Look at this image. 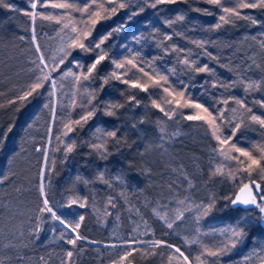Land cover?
Segmentation results:
<instances>
[{"label": "trees", "instance_id": "1", "mask_svg": "<svg viewBox=\"0 0 264 264\" xmlns=\"http://www.w3.org/2000/svg\"><path fill=\"white\" fill-rule=\"evenodd\" d=\"M5 2L12 8L0 6V264H57L59 259V264L104 262L112 250H121L117 244V248H111L112 244L128 240L119 241L110 236L112 224L123 229L138 209L149 218L155 233L167 231H162L160 220L151 209L169 196L180 198L185 194L212 204L207 212L208 222L234 223L243 229L242 239L233 251L213 264L240 257L255 237L264 240L260 211L254 209V205L233 207L231 200L238 190L237 184L229 178L211 175L216 165L213 150L218 142L208 127L204 126L209 143L207 152L200 151V145H194L189 137L176 136L167 139L166 154L150 156L145 142L155 138L164 123L162 112L152 101L163 103L168 93L162 87L151 86L145 81L147 77L131 65H126V69L131 70L122 79L148 83L147 92L111 77L114 70L125 71L115 69L113 59H133L149 75L167 76L168 83L164 86L170 90L183 91L185 97L201 103L211 112L224 110L225 122L229 123L226 130L222 129L224 135L232 132L240 117L247 118L253 131L242 130L240 126L230 144L258 155L255 146L264 145V127L249 117L255 114L264 118L261 104L264 102V53L257 51L258 44L264 45V8H238L242 16L250 19L233 16L231 22L224 23L220 20V16L225 15L220 6L208 4L206 0H176L155 7L151 6L155 0H122L126 7L118 8L115 14H105L108 18L100 20L85 41L94 47L111 33L101 45L108 58L97 66L91 79L82 80L76 86L73 76L61 77L68 71L86 72L99 50L69 49L71 54L59 65L58 71L52 73L56 87L46 82L31 96L19 99L40 75L36 67L40 53L49 68L53 57L58 60L63 55L59 49L72 34L71 23L79 22L81 13L50 6L61 0H42L45 6L37 3L36 9L31 7L36 0ZM72 2L82 5L84 0ZM221 3L236 7L239 0H221ZM28 12L51 14L60 22L39 16L33 21L25 14ZM253 20L256 23H252ZM64 24H69V28L61 31ZM217 24L221 26L217 28ZM184 59L190 64L185 65ZM77 63L82 67H77ZM204 65L209 72L193 70ZM105 77L107 83L103 82ZM249 81L257 82L260 87L246 91ZM85 90L95 97L92 105L85 103L89 98ZM74 92L76 106L72 105ZM133 96L135 100H130ZM236 99L243 100L252 112L241 109L234 102ZM225 100L227 104L223 103ZM93 105L92 118L87 123L82 122V126L73 125L75 130L64 135L65 124L79 120ZM109 105L117 107L109 109ZM109 110L114 114L107 115ZM175 115L166 120L167 129L178 122ZM98 128L102 130L99 133ZM112 131L116 132L115 138L106 135ZM72 140L76 142L74 150L66 153L64 145ZM93 144L103 147L95 149L91 147ZM254 178L259 179L258 175ZM42 182L57 215L72 221L81 215L84 217L78 233L86 239L77 241L76 246L67 244L66 240L77 233L65 229L49 214L39 212L43 206L39 191ZM70 199H76L77 203L68 207ZM80 203L85 207H80ZM62 232L64 239L60 238ZM153 239L180 247L193 264H198L194 257L201 249L187 251L180 240L163 235L145 240ZM243 241L245 243L239 246ZM134 247L140 249L144 245ZM68 251L73 252L71 258L66 255ZM154 251L152 255L139 250L128 259L135 264H169L168 248ZM57 254L60 258L55 260Z\"/></svg>", "mask_w": 264, "mask_h": 264}, {"label": "snow or ice", "instance_id": "2", "mask_svg": "<svg viewBox=\"0 0 264 264\" xmlns=\"http://www.w3.org/2000/svg\"><path fill=\"white\" fill-rule=\"evenodd\" d=\"M176 0H155V2L151 5L152 7H155L156 4H162V3H175ZM208 4L213 5H219L222 9L223 13L225 15L220 16V20L224 23L231 22L230 18L235 16L242 19H250V17L242 16L239 9L243 8H264V0H239V3L236 7H227L224 4L221 3V0H206ZM37 3H40L41 6H45L42 3V0H36V2H33L31 4V7L33 9H36ZM0 6L4 8H12V5L5 2V0H0ZM52 8L57 9H71L75 10L81 13V19L79 22L73 21L71 23V33L67 37L66 43L59 49V52L63 53L57 60L56 57L52 58V66L49 68V64L46 62L45 57L43 53H40L38 60L39 63L36 65V67L39 69L40 75H38L35 79V81L29 86L28 91L25 93V96L19 97V99H25L26 96H31L33 92H36L38 89L42 88L46 82H50L52 87H56V81L53 79L52 73L57 72L59 69V65L63 64L65 59L71 54L69 49H80L84 52H95L97 50V56L95 58V61L90 65V67L87 69L86 72H81L80 74H75L71 71L65 72L62 79L66 76H73L74 82L76 86H79L81 84V81H87L92 78V74L97 69V66L104 61L106 58H108L107 52L101 47V45L104 44L105 40L108 38V36L111 35V33H108L106 36H104L102 39L99 40V42L95 43L94 47L92 46V43H85V41H88V38L91 36L92 28L102 19L108 18V15L115 14L118 10V8H124L126 7V4L122 2V0H106V2H101V0H84V3L82 5L72 2V0H61V2H53L50 5ZM143 9H141L142 11ZM26 15H29L33 21L39 16L41 19L46 20H56L57 23L60 22V19L57 17H54L53 15H44L43 13H37V12H28L25 13ZM108 14V15H105ZM135 14V13H134ZM65 15L70 17V13L66 12ZM178 19H183V17H178ZM252 23H256L255 20L252 21ZM79 25H83V27H79ZM91 26V27H89ZM221 25L217 24L216 27L219 28ZM65 28H69V24H64L61 28V31H63ZM166 39H171V37H166ZM264 47V45H262ZM37 52H40L39 45H37ZM112 64L115 66V69L120 70L124 69L123 72H117L112 71L111 77L120 80L122 83L129 84L132 88H138L141 91L147 92L150 85L148 83H141L138 79L137 80H129V79H122L123 76L127 75V72L131 69H126V65H131L133 68H137L139 72H142L144 76L148 78V81H151V86H158L162 87L163 91L165 93H168V96L172 97L171 100H168L169 104H175L176 108L169 109L168 111L165 110V108L161 107L160 104H157L155 100L152 101V104L154 107L159 108L161 112L164 113L165 116H168L169 119L172 118V116L175 114L176 109H183V108H193L197 111L193 115H187L186 119L188 120H197V121H203L204 124L208 126V129L211 132V135L213 138L218 142L217 148H215L213 151L216 153L218 157H221L222 159L219 160V162L216 163L215 167L211 170V175L213 176H221L229 178L233 181L234 184H237L238 186V192L235 195V199L231 200V203L233 205L241 204L244 206L254 205L256 208L259 209L260 213L264 214V145H256L255 146V153L252 150L245 149L243 147H238L236 144L231 143L230 141L233 136H235L236 130H238L243 124L244 120L243 117H240L239 122L235 123L233 126L232 132L225 136L221 129V123H218V119L223 120V114L220 113L219 117L214 116L211 111H209V108L204 107L202 104L195 103L191 100V98L185 99V93L183 91H176V90H170L169 87H166L164 85H167L168 83V77L157 74L156 77H153L149 75V73L144 71V68L139 67L137 64L134 63L133 59H125L124 61H118L113 59ZM183 63L185 65H189L190 61L188 59H184ZM194 64L195 62H191ZM77 67H82L77 63ZM45 69H48V71H45ZM194 71L197 72H209L210 69L207 65H204L203 67L194 68ZM161 81H163V84H161ZM104 83L108 82V78L105 77L103 79ZM260 85L255 81H249L246 85V91L247 90H253L259 88ZM86 94L89 97L87 101H85L86 104L92 105V100L95 98L93 93L87 92ZM51 94V93H50ZM130 100H135V97H130ZM183 101V102H182ZM139 103V101H136ZM241 109H246L248 113L252 112V109L247 107L245 102L243 100L236 99L234 101ZM223 103L227 104L228 101L225 100ZM262 106H264V102H261ZM72 105L76 106V97L75 92L73 93V99H72ZM109 109H112L114 107H117L116 105H109ZM233 112L236 111V109L232 110ZM95 113V106L93 105L89 110H87L84 114L80 116L79 120L69 121L67 124H65L66 132L64 135H67L70 132H73L75 129L73 125H81L83 123H87L89 119L92 118V116ZM107 115H113L114 112L109 110L106 112ZM235 119V117L233 118ZM249 119L253 122L258 123L261 127H264V118H261V116H257L255 114L250 115ZM231 123V121H229ZM98 133L101 132V129L96 130ZM163 131V129H162ZM107 136L115 138L116 132H108L106 133ZM59 140L60 137H57ZM76 145L75 140L70 141L69 143L64 145V150L66 153H70L74 150V147ZM91 147L95 149H101L103 145L100 144H93ZM234 153H238L239 155H234ZM215 160V157H214ZM232 161H235L236 163L233 164ZM227 170V171H226ZM258 175L259 179H256ZM42 180H43V173L41 174ZM187 179V177H186ZM189 184L191 186V181H189ZM40 194L42 197V207L39 208L40 213H47L50 215L51 219L54 221L59 222L60 225H63L65 229H70L71 232L77 233L74 237L68 238L66 240V243L72 246H76L77 241L86 239V237H82L78 233V229L80 228L81 224L80 222L83 221L84 217L81 215L78 220L72 221V220H66L61 218L60 215H57V213L53 210V207L50 206V201L47 197V193L45 190V185L43 182L40 185ZM259 197V200L257 199ZM76 199H70L68 203V207H71V205L76 204ZM109 203H111V199L109 200ZM181 205H186L184 208H176L175 214L172 217H169L167 212H164L161 214L159 211L154 210L155 215L158 217L159 220H161L164 224V226L169 229L175 231L176 228H178L185 219V213L192 211L191 203L187 200H181L179 201ZM80 207H85L84 203H80ZM115 205H113L114 207ZM166 207V206H165ZM196 208H201V205H195ZM212 204L209 203L207 206L203 207L202 213L203 215H206L208 211L211 210ZM198 214L196 217L197 223L199 222L200 215ZM199 231V229H197ZM227 238V243L221 242L220 245L216 246H209L207 244H204L199 237L192 240V244H198L200 245L201 251L194 257V260L198 262V264H213V260H210L209 258H216L227 254L228 251H230L231 248H235L237 245V242L240 240V238L243 236L244 232L243 229L232 227V228H225L220 230V235L229 234ZM65 233H61L60 238L64 239ZM124 245L127 247L121 246V251L118 254L117 258L111 261V264H131V261H129V257L133 255L134 252L139 251L140 249L134 247L135 245H146L147 247L144 249L145 254H155V251L148 253L147 248H151L153 250L158 248H168V249H174V252L172 255L169 256V264H173V261L176 262V264H193V261L190 260L189 255H185V252L181 250L180 247L173 245L172 243H169L165 240H157L153 239L150 241H143L139 239H129L123 242ZM111 248L115 249L117 248V245L113 244L110 246ZM67 257L71 258L73 255L72 251H68L66 253ZM43 259V258H42ZM251 257H246L245 261L250 260ZM262 264H264V260H262Z\"/></svg>", "mask_w": 264, "mask_h": 264}, {"label": "rangeland", "instance_id": "3", "mask_svg": "<svg viewBox=\"0 0 264 264\" xmlns=\"http://www.w3.org/2000/svg\"><path fill=\"white\" fill-rule=\"evenodd\" d=\"M257 51L259 53H260V51H263V53H264V49H263L261 43L257 45ZM145 81L148 82L149 84H151L150 81H148V78ZM187 98H189V97H185V99H187ZM171 99H172L171 97H168L165 94L163 103L160 100L159 104L161 105V107L165 108L166 111H168L169 109H172V108H176L175 104H169L168 103V100H171ZM193 102H195V101H193ZM199 104H201V103H199ZM196 111L197 110L193 109V108L176 109L175 114L177 115V114L181 113L182 115L181 114L177 115L178 116V122H176V123L174 122L172 127H170L169 129H167V127H166L167 126L166 120L168 121L169 117L165 116L164 113L162 112V116H163L162 119L164 122L163 125L161 126V128L158 129V132H157L155 138H153V139L149 138V140L145 142V146L147 147L148 154L150 156H154L155 154L157 156L158 155L162 156V155L166 154L167 153V147L166 146L169 145V143H168L169 141L167 139H171V138H174L176 136L189 137V139H191V142H194V145H196V146L200 145V151L204 150L205 152H207L208 151V145L207 144H209V143L207 141L208 139L205 137L206 133L204 130V126L205 127H208V126L206 124H204L203 121L186 119L187 115H193V114H195ZM212 113L214 116H218V117H219L220 113L223 114V120L218 119V123H221V129H223V127H225V130H226L229 127V123L227 125L226 124L227 122H225L224 110L218 111V112H212ZM173 116H172V118H173ZM229 117H231V116L229 115ZM246 119L247 118L244 119V122L241 125V129L245 130V131L246 130L247 131H253L252 125H250V122ZM185 120L187 121V123ZM181 123L184 124L185 127L182 126ZM200 128H201V130H200ZM162 129H163V131H162ZM198 149H199V147H198ZM215 157H216L215 160H213V161H215V163L219 162V160L222 159L221 157H218L217 155ZM202 189L203 188L201 187V190ZM186 198L191 203L192 211L185 213V219H184L183 223L178 228H176L175 231L167 229L164 226L163 222L160 220V224L162 226V231H163V229L167 230V231L161 232V230H159L157 233H155L152 230L153 228H152V224L149 222V218H147V216H145L144 214H141V212H139L137 209L135 216L130 219L129 224L126 227H123V229L118 227V224H112L110 227V232H109L110 236L114 237L116 240H119V241L122 240L123 238H128V240L134 238V239H139V240H143V241H150V240H145V239L150 238V237L154 238V236L160 237L161 235H163L164 237L166 236L167 238H170V239L172 238L175 240L176 239L180 240L181 243L183 244V247L186 248L187 251H192L193 248L201 249L200 245L191 243V241L196 239L197 237H199V239L203 243L218 244V243H221L222 241L227 243V238H228V235H230V233L222 236V235H220V230L225 229V228H232V227L241 228L240 225L234 224V223L221 224V223L208 222L207 214L206 215L201 214L203 207L207 206V204L205 202H202L201 200H199V197H197L198 199L197 198L194 199L189 194H185L183 197H180V198H174V197L169 196V198L167 197L165 200L155 203L153 205L154 207H153V209H151V211L156 218H158V217L155 215L154 210L159 211L161 214H163L164 212H167L169 217H172L175 214L174 210L176 208H184L186 206V205H181L179 203V201L185 200ZM257 199L259 200V197H257ZM195 205H201L202 207L196 208ZM253 207H254V209H258L255 206H253ZM198 214H201V215H200L199 222L197 223L196 217ZM260 214L262 216V220H264V214H262V213H260ZM197 229H199V231H197ZM241 239H242V237L240 238V240ZM243 243H245V242L243 241L239 246H242ZM114 244L115 245L117 244V245L123 246V247H127L123 243H114ZM146 247L147 246L144 245V247L140 248V250L145 253L144 249ZM120 251L121 250H118V251L112 250L111 253H109L108 256H106V260L104 262L102 261L101 263L99 261L98 264H111V261L117 258ZM153 251H154L153 249L147 248L148 253L153 252ZM232 251H233V248H231L230 251H228L227 254H225V256L230 254ZM173 252H174V249H169L168 257L170 255H172ZM249 256L251 257V259L245 261V258L249 257ZM54 258H55V260H58L60 258V256L57 254V255H55ZM220 258L221 257H219L218 259H216V258H209V259L213 260V262H216ZM262 260H264V240L261 238L255 237L253 239L252 243L250 244V246H248L247 249H245L241 252L240 257L232 259V260H230L224 264H262ZM59 263H61V259H59L57 261V264H59Z\"/></svg>", "mask_w": 264, "mask_h": 264}, {"label": "water", "instance_id": "4", "mask_svg": "<svg viewBox=\"0 0 264 264\" xmlns=\"http://www.w3.org/2000/svg\"><path fill=\"white\" fill-rule=\"evenodd\" d=\"M239 190V189H238ZM238 190L236 191V193L238 192ZM236 193H235V195H236ZM235 195H234V197H233V199H235ZM231 205L233 206V207H246V206H244V205H241V204H236V205H233L232 203H231ZM131 264H135L134 262H131Z\"/></svg>", "mask_w": 264, "mask_h": 264}]
</instances>
